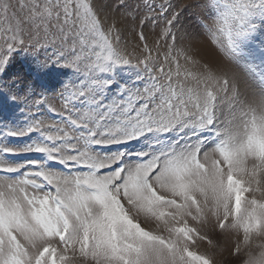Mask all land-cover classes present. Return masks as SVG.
<instances>
[{
	"label": "snow or ice",
	"instance_id": "snow-or-ice-1",
	"mask_svg": "<svg viewBox=\"0 0 264 264\" xmlns=\"http://www.w3.org/2000/svg\"><path fill=\"white\" fill-rule=\"evenodd\" d=\"M17 8L22 20L0 24V66L24 45L26 24L45 39L55 30L71 60L58 66L80 72L83 65L84 72L83 82L64 96L63 126L48 124L45 133L35 123L6 133H39L41 142L23 152L44 159L0 162V264H211L189 250L197 240L211 243L189 221L207 223L210 216L223 232L231 219L245 245L264 232V201L247 198L264 196V95L259 111L241 108L239 123L229 120L221 128L218 99L229 81L184 53L170 49L161 59L141 34L145 55L132 63L88 0H16L15 8L12 0H0V21ZM209 8L214 45L233 57L257 55L264 0H209ZM258 54L264 93V46ZM122 67L142 69L140 80L147 77V83L105 102L112 82L101 77ZM232 100L230 107L240 103L235 95ZM136 142L145 145L142 151H101ZM209 142L216 159L205 150ZM17 154L0 148V156ZM140 217L162 225L161 234L145 230ZM261 257L250 264H264Z\"/></svg>",
	"mask_w": 264,
	"mask_h": 264
},
{
	"label": "rangeland",
	"instance_id": "rangeland-1",
	"mask_svg": "<svg viewBox=\"0 0 264 264\" xmlns=\"http://www.w3.org/2000/svg\"><path fill=\"white\" fill-rule=\"evenodd\" d=\"M88 2L104 31L114 29L112 39L116 49L121 54H127V58L132 63H138L145 55L141 50L145 44L140 41V35L143 34L147 48L159 58L162 59L170 49L173 52H182L201 68H207L214 73L217 78L226 77L229 80V90L226 94L219 95L218 99L217 116L221 128H224L229 120L233 121V125L238 124L237 110L241 108H255L259 111L264 93L261 92L257 80L262 70L258 50L264 46V28H259L257 31L255 42L257 55L249 57L245 53L244 56L233 57L226 49L221 51L214 45L207 31L212 26L209 0H88ZM12 3L15 8L16 0H12ZM23 15L17 8L15 12L10 11L7 19L0 21V24L7 27L9 23H15V18L22 20ZM23 26L27 29V32L22 34L24 45L8 53L4 57L7 63L0 66V148L11 149L18 153L15 156H0V162L12 166L28 165L30 162L44 159L39 155L23 152L29 144L41 142V135L33 133L27 137L15 138L7 136L6 133L23 131L35 123H40L45 133L49 131L46 127L48 124L63 126L59 114L64 112L62 107L64 96L73 86L83 82L81 73L84 72L83 65L80 67V72L70 67L58 66L65 62L71 63V60L68 49L63 46L55 30L53 35L45 39L42 32L36 36L26 24ZM117 36L119 43H115ZM205 44L214 48L226 63H230L233 71L241 74L243 80L239 84L231 80L232 75L228 77L230 72L224 70L225 68L211 67L212 64L203 58L202 55L206 52ZM4 52L5 49L0 48V56H4ZM141 75H143L142 69L138 71L134 68L122 67L113 69L108 76L101 77L112 82V87L105 90V102L120 98L121 89L133 91L142 89L147 83V77L140 80ZM234 95L238 97L240 103L230 107L234 103L232 100ZM77 107L81 106L77 105ZM49 109L53 111L50 112ZM144 147L143 143L136 142L101 151L122 150L130 154L142 151ZM211 148L212 144L209 142L205 150L212 159H216ZM130 162L135 163V158L130 157ZM45 166L64 171L61 166L49 164L47 161ZM247 198L264 201V196L260 194L250 193ZM139 219L145 230L153 234H161L162 225L158 226L154 221L143 217ZM232 223L233 221L229 219L226 230L222 232L218 228L217 221L210 216L207 218V223L195 224L189 221L190 227L195 228L200 235L211 241L209 244L197 240L194 245H190L189 250L209 259L211 264H250L251 261L262 259L264 232L260 235L253 233L249 243L245 245L243 232L231 230ZM237 250L238 254L233 255ZM71 264H82V262L76 260Z\"/></svg>",
	"mask_w": 264,
	"mask_h": 264
},
{
	"label": "bare ground",
	"instance_id": "bare-ground-1",
	"mask_svg": "<svg viewBox=\"0 0 264 264\" xmlns=\"http://www.w3.org/2000/svg\"><path fill=\"white\" fill-rule=\"evenodd\" d=\"M196 3V2H195ZM196 6V5H195ZM195 13V12H194ZM204 13V12H203ZM113 20V19H112ZM116 24V23H115ZM197 26V25H196ZM193 37V36H192ZM147 40V39H146ZM147 43V42H146ZM204 49H206V52L205 53H203V58L205 59V60H207L209 63H211L212 64V66L211 67H215V68H219V67H223V68H225L224 70H226V71H228V72H230V74L228 75V77L230 76V75H232V77L233 78H231V80H234V81H236V83L237 84H239V82L241 81V80H243V79H241V74L237 71H233V68H232V66H231V64L230 63H226L223 59H222V57L219 55V54H217V52L214 50V48H212L210 45H206L205 44V46H204ZM239 73V74H238ZM231 77V76H230ZM226 78V77H225ZM245 80V79H244ZM229 81V80H228ZM246 81V80H245ZM247 82V81H246ZM237 86V85H236ZM237 88V87H236ZM235 88V89H236ZM249 91H251V90H249ZM241 92V91H240ZM253 92V91H252ZM237 94V93H236ZM240 94V93H239ZM242 94V93H241ZM254 94V93H253ZM250 95V94H249ZM244 97V96H243ZM238 98V97H237ZM247 99V98H246ZM248 100H249V98H248ZM255 100V99H254Z\"/></svg>",
	"mask_w": 264,
	"mask_h": 264
}]
</instances>
